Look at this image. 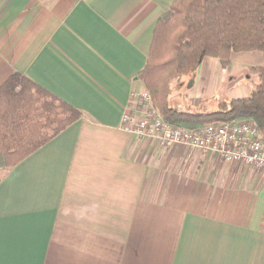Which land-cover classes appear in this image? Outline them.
<instances>
[{
	"label": "crops",
	"instance_id": "crops-1",
	"mask_svg": "<svg viewBox=\"0 0 264 264\" xmlns=\"http://www.w3.org/2000/svg\"><path fill=\"white\" fill-rule=\"evenodd\" d=\"M175 1L0 0V87L18 74L80 114L0 172V264H264L263 172L121 127ZM262 64L203 58L189 87L245 99Z\"/></svg>",
	"mask_w": 264,
	"mask_h": 264
},
{
	"label": "trees",
	"instance_id": "trees-1",
	"mask_svg": "<svg viewBox=\"0 0 264 264\" xmlns=\"http://www.w3.org/2000/svg\"><path fill=\"white\" fill-rule=\"evenodd\" d=\"M241 52L263 56L262 66L247 69V98L222 100L204 114L171 105L172 81L192 74L203 58L226 68L231 54ZM138 78L171 126L243 121L253 123L264 138V0H176L156 25ZM79 118L77 111L13 74L0 87V167L14 166Z\"/></svg>",
	"mask_w": 264,
	"mask_h": 264
},
{
	"label": "built area",
	"instance_id": "built-area-1",
	"mask_svg": "<svg viewBox=\"0 0 264 264\" xmlns=\"http://www.w3.org/2000/svg\"><path fill=\"white\" fill-rule=\"evenodd\" d=\"M138 98L139 109L122 116L121 127L125 132L153 138L159 147L181 146L264 173V138L253 123L241 121L198 128L171 126L162 119L147 92Z\"/></svg>",
	"mask_w": 264,
	"mask_h": 264
},
{
	"label": "rangeland",
	"instance_id": "rangeland-1",
	"mask_svg": "<svg viewBox=\"0 0 264 264\" xmlns=\"http://www.w3.org/2000/svg\"><path fill=\"white\" fill-rule=\"evenodd\" d=\"M190 75L191 74L187 76H180L176 80L172 81L171 97L172 96L175 97L176 94L180 91H182L183 93L180 96H177L176 98L173 97L171 105L175 108H181L180 106L181 104L185 110H196L199 112L215 111L218 102L221 100L220 91L215 86L211 87L210 89L205 88L202 91L200 90L192 91L189 87L191 82V79L189 78ZM239 81L244 83L243 85H246V83L243 81V78H240ZM242 83L239 86H242ZM143 92H147L150 95V93L147 91L145 87L143 89ZM224 100L228 101V99H226L225 97ZM2 170H3L2 167H0V172H2Z\"/></svg>",
	"mask_w": 264,
	"mask_h": 264
}]
</instances>
